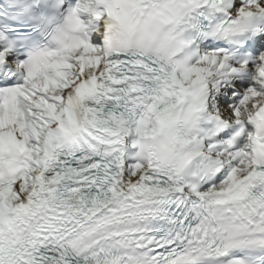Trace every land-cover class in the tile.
<instances>
[{
  "label": "snow or ice",
  "instance_id": "obj_1",
  "mask_svg": "<svg viewBox=\"0 0 264 264\" xmlns=\"http://www.w3.org/2000/svg\"><path fill=\"white\" fill-rule=\"evenodd\" d=\"M51 38L0 75V264H264V0H78Z\"/></svg>",
  "mask_w": 264,
  "mask_h": 264
}]
</instances>
